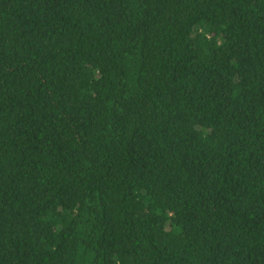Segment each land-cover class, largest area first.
<instances>
[{"label": "trees", "instance_id": "16d2710c", "mask_svg": "<svg viewBox=\"0 0 264 264\" xmlns=\"http://www.w3.org/2000/svg\"><path fill=\"white\" fill-rule=\"evenodd\" d=\"M0 264H264V0H0Z\"/></svg>", "mask_w": 264, "mask_h": 264}]
</instances>
